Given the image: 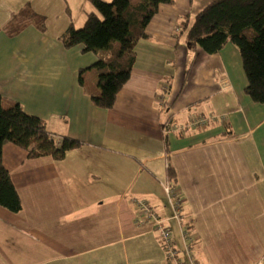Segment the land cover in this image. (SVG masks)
<instances>
[{
	"label": "crops",
	"instance_id": "1",
	"mask_svg": "<svg viewBox=\"0 0 264 264\" xmlns=\"http://www.w3.org/2000/svg\"><path fill=\"white\" fill-rule=\"evenodd\" d=\"M48 1L0 0V96L43 119L59 140L79 144L58 160L2 145L22 208L0 205V264H165L157 232L136 222L134 199L147 200L182 248L162 187L168 167L183 223H192L195 264H264V104L245 93L232 42L209 54L185 41L210 0L159 4L107 109L91 100L97 75L94 87L86 76L109 51L86 57L80 45L66 48L58 35L68 22L47 24L54 19ZM26 5L46 16V30L29 23L10 35L6 25ZM82 7L85 18L92 6ZM202 114L213 118L174 128Z\"/></svg>",
	"mask_w": 264,
	"mask_h": 264
},
{
	"label": "trees",
	"instance_id": "2",
	"mask_svg": "<svg viewBox=\"0 0 264 264\" xmlns=\"http://www.w3.org/2000/svg\"><path fill=\"white\" fill-rule=\"evenodd\" d=\"M89 1L94 9L86 13L84 24L76 28L69 21L58 39L66 48L80 45L84 53L109 51L107 57L92 64L99 93L92 95L91 100L107 109L113 106L117 92L130 77L136 43L149 37V20L160 3L171 4L174 0ZM181 22L186 23L183 18ZM29 23L46 30V16L26 5L8 22L5 31L15 35ZM185 41L190 49L200 48L209 54L218 53L226 42H232L240 53L246 75L245 93L253 102L264 104V0H210L195 13ZM7 142L27 150L30 157L51 155L56 160L79 144L68 136L59 140L46 128L43 119L26 113L18 101L0 96V205L13 212L22 205L2 162V145ZM167 174L175 183V170L168 167ZM183 228L192 229L191 220H185Z\"/></svg>",
	"mask_w": 264,
	"mask_h": 264
},
{
	"label": "built area",
	"instance_id": "3",
	"mask_svg": "<svg viewBox=\"0 0 264 264\" xmlns=\"http://www.w3.org/2000/svg\"><path fill=\"white\" fill-rule=\"evenodd\" d=\"M213 118L212 114L198 115L190 122L177 125L174 128L183 131L189 127L205 125ZM163 192L169 201L173 217L177 220L183 242V247L179 248L174 242L169 224L154 211L152 206L144 198H135L136 222L138 224H150L152 229L157 232L158 239L164 251L165 264H195L193 255V239L189 229L183 228V216L180 213V198L177 194L175 185L169 180L162 184Z\"/></svg>",
	"mask_w": 264,
	"mask_h": 264
},
{
	"label": "rangeland",
	"instance_id": "4",
	"mask_svg": "<svg viewBox=\"0 0 264 264\" xmlns=\"http://www.w3.org/2000/svg\"><path fill=\"white\" fill-rule=\"evenodd\" d=\"M105 1H110V0H105ZM140 0H132V2H137ZM83 4H88L89 6H92V10L94 9L92 3L89 0H50L48 1L47 5H46V10L49 12L50 10L53 11V18L54 19H48L47 24L50 25H55L59 22H61V20H67V22L69 23V21H71L74 26L76 28L81 27L84 24L85 18H84V14H83ZM52 8V9H51ZM86 15V14H85ZM102 51L104 52L103 55H107V51L102 49ZM93 53L89 52L87 56H91ZM96 72H95V68L92 66L91 68H89V71L87 72V76H86V85L87 87H94L96 86L93 83V78L96 77ZM206 76L208 77H212L211 74L208 75L206 74ZM206 77V79H207ZM211 82H213V80L210 79ZM184 100L183 97L180 96V99H178L177 104L181 103ZM203 116H205L204 114H202ZM219 115V114H217Z\"/></svg>",
	"mask_w": 264,
	"mask_h": 264
}]
</instances>
